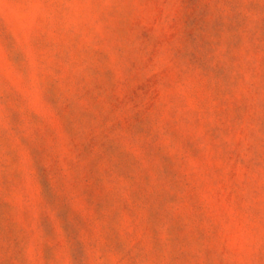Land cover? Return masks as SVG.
<instances>
[{
    "label": "rangeland",
    "instance_id": "1",
    "mask_svg": "<svg viewBox=\"0 0 264 264\" xmlns=\"http://www.w3.org/2000/svg\"><path fill=\"white\" fill-rule=\"evenodd\" d=\"M0 264H264V0H0Z\"/></svg>",
    "mask_w": 264,
    "mask_h": 264
}]
</instances>
